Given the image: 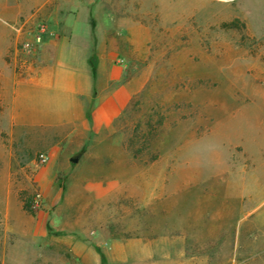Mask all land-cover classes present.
Segmentation results:
<instances>
[{"label":"rangeland","instance_id":"374dc122","mask_svg":"<svg viewBox=\"0 0 264 264\" xmlns=\"http://www.w3.org/2000/svg\"><path fill=\"white\" fill-rule=\"evenodd\" d=\"M100 2L109 101L0 118V264H264V0Z\"/></svg>","mask_w":264,"mask_h":264},{"label":"crops","instance_id":"0c3cea01","mask_svg":"<svg viewBox=\"0 0 264 264\" xmlns=\"http://www.w3.org/2000/svg\"><path fill=\"white\" fill-rule=\"evenodd\" d=\"M100 1L17 0L0 6L10 18L0 24V75L9 74L0 118L41 128L53 114L71 128L75 121L89 122L109 101L103 102L105 89L121 78L123 68L106 51L114 18Z\"/></svg>","mask_w":264,"mask_h":264},{"label":"trees","instance_id":"16d2710c","mask_svg":"<svg viewBox=\"0 0 264 264\" xmlns=\"http://www.w3.org/2000/svg\"><path fill=\"white\" fill-rule=\"evenodd\" d=\"M90 65H91V72H92V74H94L95 73V67H94L92 60L90 61ZM22 208L25 212L32 213L31 202H29L27 200L23 201L22 202Z\"/></svg>","mask_w":264,"mask_h":264},{"label":"water","instance_id":"95a60500","mask_svg":"<svg viewBox=\"0 0 264 264\" xmlns=\"http://www.w3.org/2000/svg\"><path fill=\"white\" fill-rule=\"evenodd\" d=\"M71 161H72L73 163H75V162L77 161V159H72Z\"/></svg>","mask_w":264,"mask_h":264}]
</instances>
